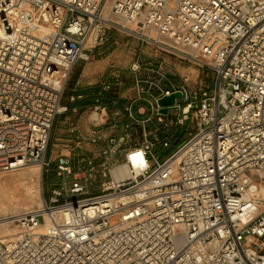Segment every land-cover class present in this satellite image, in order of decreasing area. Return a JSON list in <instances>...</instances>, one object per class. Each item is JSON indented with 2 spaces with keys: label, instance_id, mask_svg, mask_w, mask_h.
I'll return each instance as SVG.
<instances>
[{
  "label": "built area",
  "instance_id": "built-area-1",
  "mask_svg": "<svg viewBox=\"0 0 264 264\" xmlns=\"http://www.w3.org/2000/svg\"><path fill=\"white\" fill-rule=\"evenodd\" d=\"M111 31L209 69V81L191 91L163 59L136 56L134 97L110 112L94 96L90 134L55 156L42 206L8 220L0 264H264V0H0V173L48 170L71 71ZM124 85L113 70L97 94ZM153 116L195 128L158 157L171 139ZM121 165L128 176H114Z\"/></svg>",
  "mask_w": 264,
  "mask_h": 264
},
{
  "label": "rangeland",
  "instance_id": "rangeland-1",
  "mask_svg": "<svg viewBox=\"0 0 264 264\" xmlns=\"http://www.w3.org/2000/svg\"><path fill=\"white\" fill-rule=\"evenodd\" d=\"M135 31H138L140 29L134 28ZM110 39L106 42L103 43L95 48H92L90 51L85 52V57L84 59H80L75 66L73 67L71 74H70V79L68 81L64 98H63V104H72L71 102H76V100H80L77 98V95L82 93L79 91L78 87L74 85V81L79 74V72L84 69L86 66H93L96 65L97 68H102L103 66V72L98 75V76H93L91 77L96 81L95 83V88L98 87L99 82L104 78L105 76L108 75L109 72L113 70H118L121 72L122 77L125 81V84L130 81V72L128 70L129 64L132 62V60L135 59L136 56L139 54H144V55H152V56H160L157 58L164 59L166 58V61H171L172 63H178L181 66H189L192 69L197 70V80L195 81V84L191 82L189 79H187V85L188 88L191 91L198 90L200 85L203 83H207L209 79H206L205 77L206 73H209V69H204V70H199L197 67L193 64H187V63H182L176 58L172 56H168L164 54L163 52H160L158 49L155 47H152L149 44L141 43L136 36H130L126 35L124 32H119V31H111L110 32ZM142 46V47H141ZM142 49H145V51H140ZM141 52V53H140ZM156 54V55H154ZM168 66L171 67L172 65L168 63ZM201 72V73H200ZM203 72V73H202ZM75 88L72 91V88ZM94 88V89H95ZM93 89V91H95ZM89 94V93H88ZM92 92L88 96H91ZM180 102L183 100L180 99ZM181 106H184L182 104ZM81 110V109H80ZM82 112H61L58 114L54 120L51 132H50V138L48 142V147L45 155L46 161L49 162L48 170H42L40 166L38 165H30L24 168H21L19 170L11 171V172H6V173H0V178L2 179H8L10 177L17 178V181L14 182L12 185H4L2 188L0 187V191H7V192H13L14 194H18V200L14 203L11 204V208L7 209L4 213L10 214L12 211L16 212H24V211H29L33 210L39 207L40 199L46 200L48 196V189L50 186V183L54 182L55 180V173H54V166H55V156L58 154L60 151H69V149L72 147V143L70 142H65L63 139V135L66 134L64 132L65 130L68 129L66 126V122L73 121L75 124V121L78 119V117H83L86 119V121L90 122V108H84L81 110ZM180 114L179 110H171L169 112V118L172 119V121H175L178 115ZM67 117V118H66ZM195 119L190 117L187 121L184 122L182 125H173V124H164L163 122H158L156 120V117L153 116L152 121L148 124L151 127H160L161 129H164L166 134L169 135V139H171L170 146L168 148H163L161 149L159 145H156L153 148V152L158 156V157H163L166 155L173 147L179 143L182 138L186 136V134L189 131H192L195 128ZM135 140L134 142H140L141 139V133L139 131L134 134ZM58 150V151H57ZM39 169L40 171V182L38 184L37 189V181L35 177L31 174V171L34 169ZM98 178V177H97ZM26 193H33L35 194V200L34 202H26L24 201L23 196ZM40 195V197H39ZM3 213L0 212V217H2ZM41 220V219H39ZM10 229H15L14 224H8ZM4 227L5 226H0V236L4 234ZM3 232V233H2ZM15 232V231H14ZM10 233H13V230L10 231Z\"/></svg>",
  "mask_w": 264,
  "mask_h": 264
},
{
  "label": "crops",
  "instance_id": "crops-1",
  "mask_svg": "<svg viewBox=\"0 0 264 264\" xmlns=\"http://www.w3.org/2000/svg\"><path fill=\"white\" fill-rule=\"evenodd\" d=\"M140 51H145V49H142ZM154 55H156V54H154ZM157 57H160V56H157ZM164 61L167 64L169 63V65L171 64L172 65L171 68H173L180 75L185 76L187 79H189L191 82H193V84H195V81L197 80V70L192 69L189 66L185 67V66H181L178 63H172L169 60L166 61V58ZM102 69H103V66H102V68H100V67L97 68L96 65H93V66H86V67H84V69H82L79 72V74L77 75L73 84L76 85V87H78L80 92H82V93L78 94V95H82V97L79 98L80 100H76V102H71L72 104H65L64 106L66 107V110H65L66 112H70V113L72 111L73 112H75V111L82 112L81 110H83L84 108H88V109L90 108L91 103L88 105H85V106H78L76 104H79L77 102H80L81 100L88 98L87 96L90 94V92H92V94L94 93L93 89L95 88L94 85H95L96 81H94V79H92L91 77H93L95 75L96 76L100 75L103 72ZM74 89L75 88L73 87L72 91ZM134 95H135V91L133 90V87L130 85V82H127L124 85V88L119 90V92H118V96H119L120 101H121V103L119 105L120 106L119 109L123 110V107L125 106V104L127 102H129L134 97ZM117 109H118V107H117ZM65 127H68V129L64 131V132H66V134L63 135V138H64L63 140L65 142H71L75 135L87 136L90 134V131H91L90 122L86 121V119H84L83 117H78V119L75 121V124L73 123V121L66 122ZM87 145L89 147H91V145H89V144H87ZM65 152L60 151V152H58V154L59 153H65Z\"/></svg>",
  "mask_w": 264,
  "mask_h": 264
},
{
  "label": "bare ground",
  "instance_id": "bare-ground-1",
  "mask_svg": "<svg viewBox=\"0 0 264 264\" xmlns=\"http://www.w3.org/2000/svg\"><path fill=\"white\" fill-rule=\"evenodd\" d=\"M134 28H138V26L136 25H133ZM113 173H114V176H118V177H126L128 176V170L126 168V166L124 165H121L119 167H117L116 169L113 170ZM31 174L35 177L36 181H37V189L39 190V182H40V171L39 169H34L33 171H31ZM17 181V178H14V177H10L8 179H2L0 178V187L2 188V186L4 185H12L14 184V182ZM18 194H14L12 191L11 192H7L5 190L3 191H0V212L3 213L2 217H0V224H4L3 226L4 227V234H2L0 237H3V236H9L13 233H10V231L13 230V232L15 231L14 229H10L9 225V221L8 220H11L12 218H14V216H16L17 214H19L20 212H16V211H12V213L10 214H6L4 213L5 211H7V209L11 208V204L16 202L18 200V197H17ZM35 194L33 193H26L23 198H24V201L26 202H34L35 200ZM40 197V195H39ZM42 200L40 199V203H39V207L40 208L42 206ZM52 218H48L45 216V219H48V222L49 221H56V222H59L61 221L63 218H64V215L63 213L61 212H55L53 215ZM2 226V225H0ZM45 224H42L40 226V228H44ZM2 232V233H3Z\"/></svg>",
  "mask_w": 264,
  "mask_h": 264
},
{
  "label": "trees",
  "instance_id": "trees-1",
  "mask_svg": "<svg viewBox=\"0 0 264 264\" xmlns=\"http://www.w3.org/2000/svg\"><path fill=\"white\" fill-rule=\"evenodd\" d=\"M97 91H98V87L95 88V91L91 96H87L88 98L83 99L80 102H77L79 104H76V105L78 106L88 105L93 102L94 96H98L101 99L102 103L108 106V109L110 112L114 110L115 108L120 107L119 105L121 101L118 96V91L115 88H111L110 90L106 92H102L99 95L97 94ZM114 101H116L117 104L116 103L114 104Z\"/></svg>",
  "mask_w": 264,
  "mask_h": 264
},
{
  "label": "water",
  "instance_id": "water-1",
  "mask_svg": "<svg viewBox=\"0 0 264 264\" xmlns=\"http://www.w3.org/2000/svg\"><path fill=\"white\" fill-rule=\"evenodd\" d=\"M180 95L179 92L170 94L168 96H163L158 99V105L160 106L159 112L166 113L168 109L172 108L175 102V98Z\"/></svg>",
  "mask_w": 264,
  "mask_h": 264
}]
</instances>
